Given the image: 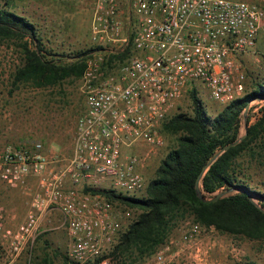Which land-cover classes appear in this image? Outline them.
I'll list each match as a JSON object with an SVG mask.
<instances>
[{"label": "built area", "instance_id": "2783aa9c", "mask_svg": "<svg viewBox=\"0 0 264 264\" xmlns=\"http://www.w3.org/2000/svg\"><path fill=\"white\" fill-rule=\"evenodd\" d=\"M263 28L264 0H94L90 41L104 49L87 55L77 79L85 108L74 127L71 155L62 162L60 153L43 152L38 140L0 150V184L31 192L24 219L15 227L5 225L0 205L3 254L18 256L40 234L47 214L57 212V227L69 239L67 264H119L110 253L134 220L128 207L103 191L142 197L147 184L144 158L124 157L123 149L143 144L151 151L162 145V122L176 113L187 92L200 93L195 84L220 106L242 97L243 56L251 52L262 62L256 45ZM129 45L132 53L108 71L105 54ZM19 62L20 53L12 72ZM23 109L31 112L28 103ZM29 179L36 182L33 191L26 186ZM201 227L181 225L177 239L130 264H166L170 243L190 241Z\"/></svg>", "mask_w": 264, "mask_h": 264}, {"label": "trees", "instance_id": "16d2710c", "mask_svg": "<svg viewBox=\"0 0 264 264\" xmlns=\"http://www.w3.org/2000/svg\"><path fill=\"white\" fill-rule=\"evenodd\" d=\"M1 41H11L19 48L20 62L10 74L15 88L24 85L45 89L67 79H78L87 55L104 49L95 46L72 53H51L44 48L34 23L9 10L6 1L0 6ZM130 47L120 53H106V69L109 71L122 63L132 53ZM189 96L192 114L176 112L163 121L165 130L174 134L177 142L160 161L156 176L146 186V195L138 197L102 190L112 201L140 210L110 253L120 263L130 264L152 254L188 216L223 233L264 239V193L249 188L241 179L240 164L244 154L264 157L256 151L264 150V81H256L250 92L214 116L206 112L195 88L189 91ZM254 99H263L260 115L253 123L247 118L243 138L223 150L240 137L245 106ZM202 170L198 192L196 180ZM227 189L232 190L217 200L199 197L200 193L204 198H212L216 191Z\"/></svg>", "mask_w": 264, "mask_h": 264}, {"label": "rangeland", "instance_id": "374dc122", "mask_svg": "<svg viewBox=\"0 0 264 264\" xmlns=\"http://www.w3.org/2000/svg\"><path fill=\"white\" fill-rule=\"evenodd\" d=\"M5 1L9 10L26 17L32 23V17L36 18L38 15L36 14L37 11L33 10L38 1L31 3L30 0H0V6H4ZM54 12L57 13V10ZM49 13L46 17L50 15ZM58 15L54 14L55 23L34 24L47 51L62 54L97 46L90 41V23L73 26L61 22ZM79 36L83 39L76 42L74 38ZM256 51L264 56V28L258 34ZM244 56L243 61L247 76L246 93H248L253 89L256 81H264V59L257 63L253 60L251 52ZM18 61L19 48L11 41H1L0 150L8 144L23 146L38 140L43 143V152L49 154L58 150L55 152L60 153L62 162H64L71 155L74 127L77 118L85 108L84 98L78 90V80L67 79L56 86L39 90L24 85H18L15 88L9 82V76ZM195 85L200 92L198 97L202 100L206 112L212 116L217 114L224 106H220L210 99L206 89L201 90L199 84ZM24 103H28L31 112L23 109ZM262 104L263 99H254L249 103L245 118L243 117L240 123V136L245 133L246 119H249V123L255 122L260 115L259 110ZM175 112L193 113L192 101L188 92L179 102ZM164 123L162 122L159 128L163 140L162 145L153 148L151 151L143 144L131 147L134 152L138 148L141 157L144 158L141 170L146 176L147 184L156 176L157 167L169 148L176 145L177 142L175 135L165 130ZM256 151L264 156V150L258 148ZM260 155L248 153L240 157L243 171L241 179L249 188L264 193V157L260 158ZM34 183L33 187L30 186L31 191L36 188V182L34 181ZM221 191L223 190H218L214 194ZM18 192H21V195L29 203L31 192L22 193L20 189ZM140 194H146V187ZM254 199L258 202L256 198ZM118 204L122 208L128 207L131 210L132 221L140 213L137 208ZM50 217L47 216L44 219L41 232L34 242L15 257L19 260L16 262L17 264H67L66 248L69 239L65 229L57 227L61 222V216L57 213L54 216L55 222L49 221ZM181 225L185 229H190L193 225L202 227L193 232L190 241L170 243L169 250L166 252V264H264V239H249L242 235L223 233L214 227L197 223L192 216L182 220L165 243L171 238L173 240L178 238V229ZM161 247L162 245L156 250ZM7 259L9 258L0 250V262ZM118 263L124 264L119 261Z\"/></svg>", "mask_w": 264, "mask_h": 264}, {"label": "crops", "instance_id": "0c3cea01", "mask_svg": "<svg viewBox=\"0 0 264 264\" xmlns=\"http://www.w3.org/2000/svg\"><path fill=\"white\" fill-rule=\"evenodd\" d=\"M29 1V0H28ZM31 3L34 1H38V4L33 7V10H36V18L32 17V21L36 25H44L56 22V17L54 14H59L58 16L61 19V22L66 24H70L73 26H79L83 24L90 23L91 13L93 8L94 0H30ZM57 10V13L54 12ZM50 12L48 17H46L47 13ZM52 12V13H51ZM72 37V36H71ZM73 39V37H72ZM81 36L74 38L76 42L80 41ZM65 42L63 43V45ZM245 61V56H244ZM59 149V148H58ZM136 152L131 147H125L123 149L124 157L130 155H140V150L135 149ZM58 151V150H54ZM143 165V164H142ZM142 167V166H141ZM140 167V168H141ZM142 169V168H141ZM33 179H29L26 181V186H34ZM24 193V192H22ZM0 205L4 209V214L6 216L7 227H15L19 224L25 212L28 208V201L26 198L21 195V192H18V189H12L5 184H0ZM50 213V214H49ZM50 219L49 221L55 222V215L57 212H49ZM19 261L17 258L7 259L4 262H0V264H17Z\"/></svg>", "mask_w": 264, "mask_h": 264}, {"label": "water", "instance_id": "95a60500", "mask_svg": "<svg viewBox=\"0 0 264 264\" xmlns=\"http://www.w3.org/2000/svg\"><path fill=\"white\" fill-rule=\"evenodd\" d=\"M248 107H249V104H247V105L245 106V109H244V118H245V114H246V111H247ZM242 138H243V135L240 136V137H239L238 139H236L235 141H233L232 143L226 145V146L223 148V150L227 149V148H228L229 146H231V145H235V144H237ZM213 159H214V158H213ZM213 159H211V160L207 163V165L205 166V168H206V167L212 162ZM205 168H204V169H205ZM203 173H204V170H202V171L200 172V174L198 175L197 180H196V189H197L198 192H199V179H200V177L202 176ZM230 191H231V189H227V190H225V191L218 192V193L214 194L212 198H208V199H207V198H204V197L199 193V197H200L202 200H217L218 198L222 197L224 194L229 193Z\"/></svg>", "mask_w": 264, "mask_h": 264}]
</instances>
